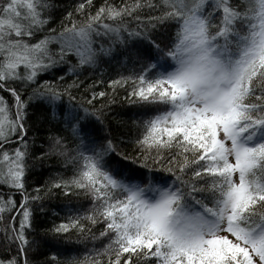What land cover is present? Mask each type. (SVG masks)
<instances>
[{
  "label": "snow or ice",
  "instance_id": "obj_1",
  "mask_svg": "<svg viewBox=\"0 0 264 264\" xmlns=\"http://www.w3.org/2000/svg\"><path fill=\"white\" fill-rule=\"evenodd\" d=\"M61 7L0 0V264H264V0Z\"/></svg>",
  "mask_w": 264,
  "mask_h": 264
},
{
  "label": "trees",
  "instance_id": "obj_2",
  "mask_svg": "<svg viewBox=\"0 0 264 264\" xmlns=\"http://www.w3.org/2000/svg\"><path fill=\"white\" fill-rule=\"evenodd\" d=\"M59 4L63 6H68L74 2V0H58ZM99 2V0H97ZM62 7L60 10H62ZM99 71V69H97ZM109 71H112L111 69ZM49 78V77H45ZM81 79H84V77H81ZM87 82V81H86ZM35 112V115L33 116V120L36 124V136L38 137L37 144H42L45 140V137L47 136V129L49 125L42 124L39 122L38 118L43 113V108L39 105L36 106V108L33 110ZM131 109L127 105H123L120 103H117L116 105L111 106L110 112H108V118L109 121L112 122L113 130L116 131V123L120 120H127L128 116L131 114ZM126 132H128V129H124ZM129 135H133L134 132H128ZM131 144L127 143L126 140V147L125 145H121V148L126 151H131ZM58 168V165L56 164V161L54 159H49L43 162V164H38L37 168L33 171L32 175L29 177V182L32 184H35L36 182L44 183L45 179L56 169ZM66 203L65 199L59 194H57L55 197L47 199L46 200V209L49 211V216H43L41 215L39 217V220L42 223L49 222L53 217L52 214H59V216L63 217L66 214V209L63 207ZM73 203H76L75 200H73ZM87 248H91L92 244L88 243L86 246L84 244H81L78 246L79 253L82 255L83 251ZM48 248H43L42 252L48 253Z\"/></svg>",
  "mask_w": 264,
  "mask_h": 264
}]
</instances>
